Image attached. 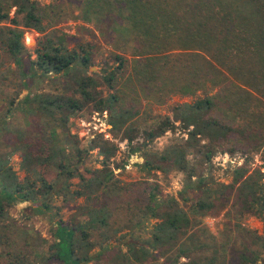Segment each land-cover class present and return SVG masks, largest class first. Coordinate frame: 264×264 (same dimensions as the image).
<instances>
[{"label":"trees","instance_id":"obj_1","mask_svg":"<svg viewBox=\"0 0 264 264\" xmlns=\"http://www.w3.org/2000/svg\"><path fill=\"white\" fill-rule=\"evenodd\" d=\"M181 3H186L183 8ZM126 4L143 38L159 46L169 37L178 38L183 42L182 47L205 51L212 59L206 56L202 59L213 62L210 66L200 64L199 53L187 54V59L180 57L191 70L195 67L190 80L182 83L178 91L192 100L173 104L172 114L163 116L159 124L147 132L145 143L175 128L177 123L186 130L187 138L168 144L163 151L140 164L149 176L155 170L175 169L184 173L182 199L188 203V208L175 196L161 197L158 185L153 187L147 203L139 209L144 220L155 219L150 236L141 243L129 241L121 254L125 263L140 264L161 249L164 254L170 253L172 264H219L217 237L208 236L209 230L202 224L204 216L226 208L234 198L241 212L264 219L262 167L252 169L249 162L237 166L232 170L230 183L217 181L209 174L220 148L233 152L239 145L246 146V142H258L254 136L258 131L264 132V0H127ZM4 5L16 7L15 15L11 16ZM168 24L173 25L172 32ZM27 29L44 33L34 49L35 58L28 53L23 40ZM46 31L36 0H0V45L14 58L23 76L39 72L43 76L67 74L76 65L88 69L92 62L89 53L83 55L69 48L66 35L58 29ZM115 60L119 63L117 69L103 77L112 90L106 96L94 76L83 75L77 81L75 94L29 92L17 107L27 115L39 116L41 136L34 149L24 131H17L14 151L21 152L23 178L10 164L13 151L0 156V223L8 219L5 208L10 204L30 202L34 211L45 213L51 212L52 201L59 196L66 202L84 198L86 203L81 208L83 219L76 216L72 222L59 220L52 248L35 252L38 263L26 260L24 264H51L56 259L66 264L89 263L93 259L91 251L97 246L93 233L110 227L113 212L109 197L124 188L116 185L115 169L110 163L119 146L98 136L89 147H82L70 122L93 105L98 111L107 110L113 129L123 131L124 138L133 144L138 130L131 126V121L139 111L133 105L124 104L116 92L115 80L127 66V59L116 54ZM145 60L155 59L147 57ZM198 78H202L201 86L195 88ZM235 110L244 114L240 123L225 115ZM96 148L103 155L101 167H85L84 172L82 166L90 150ZM140 149L141 146L136 145L132 151ZM193 153L201 158L200 169L189 158ZM51 166L58 169L55 180L47 177L46 171ZM75 178L79 183L74 189L71 180ZM190 191L196 192L195 198L187 195ZM133 227L130 226L132 231ZM253 244L260 247L254 249L250 242L245 243L244 249L235 255L237 264H259L264 237L255 235ZM210 249L213 255L201 254ZM182 257L187 260L181 262ZM223 264H234V261L225 260Z\"/></svg>","mask_w":264,"mask_h":264},{"label":"rangeland","instance_id":"obj_2","mask_svg":"<svg viewBox=\"0 0 264 264\" xmlns=\"http://www.w3.org/2000/svg\"><path fill=\"white\" fill-rule=\"evenodd\" d=\"M39 3L46 32L58 29L66 35L69 48H75L80 54L89 53L92 62L88 69L76 65L67 74L43 76L41 72L23 76L14 58L0 45V156L12 152L10 164L23 178L25 173L21 169V152L14 151V144L18 137V129L25 133L27 141L36 149L37 141L41 136V120L37 115H27L17 109L20 101L29 92H51L75 94L77 81L83 75H92L99 82V89L105 96L112 92L103 77L108 72L116 70L119 63L115 55H122L127 59V66L119 72L115 80L116 92L121 96L124 104L133 105L138 109V115L131 121V126L138 130L133 144L124 138L123 131H116L110 123V113L98 111L89 105L70 122L71 130L78 135L82 147H89L93 138L103 136L119 146L117 154L111 159V167L115 169V179L118 186L124 187L109 197L113 215L109 228H101L93 233V240L97 246L91 251L92 261L85 264H139L125 263L121 251H126L129 241L142 242L150 236V228L155 219L144 220L139 209L147 203L151 189L158 185L160 196L163 198L175 196L182 206V190L185 185V174L178 170L162 172L155 170L151 176L142 170L140 164L146 158L163 151L170 143L184 141L187 138L186 130L177 123L175 128L166 131L163 135L145 143L147 132L153 130L165 115H171L173 104L192 100L178 91L182 83L190 80L191 72L186 61L187 54L199 53L200 64L210 66L211 62L202 57L210 58L205 51L199 49H185L182 41L169 37L159 46L151 40H146L135 26L131 9L127 0H36ZM175 1V0H174ZM186 3H181L183 8ZM205 5V4H204ZM11 16L16 13V7H7ZM172 32L173 25L168 24ZM44 33L35 29H27L24 34V43L28 53L34 49ZM27 59V55H25ZM152 61L146 62L145 58ZM145 60V61H144ZM184 63L186 67L183 66ZM216 64V63H215ZM218 69L222 68L216 64ZM216 73V69H213ZM202 78L195 82V88L200 87ZM79 96V94H76ZM262 109H264L262 105ZM227 111L229 120L236 123L243 121L241 112ZM252 142L246 146L239 145L237 150L230 152L220 148L213 158L211 174L215 180L230 183L232 170L246 162L254 169L262 167L264 170V132L258 131ZM141 146L133 152L132 148ZM99 149L90 150L82 170L85 167L92 169L101 167L103 155ZM191 162L200 169L197 154L189 156ZM49 180H55L58 169L51 166L46 171ZM87 173V172H86ZM149 176V177H148ZM75 184L79 179L71 180ZM196 192L187 195L195 198ZM108 200V201H109ZM51 212H36L30 202L6 205L7 218L0 223V264H24V261L35 262V252L48 251L56 240L54 231L59 220L72 222L77 216L83 219L82 206L84 198L66 202L63 196L53 199ZM142 221L138 223L139 221ZM138 223V224H137ZM203 225L208 228V236L217 237L219 248V264L225 260H232L237 264L239 250L244 249L245 243H251L254 249L260 246L253 244L255 235L264 237V219L250 213L241 212L239 203L231 198L226 208L218 209L203 218ZM130 226H134L130 229ZM116 230V231H115ZM235 230V231H234ZM234 249L230 253V249ZM154 255L140 264H172L170 253L164 254L161 249L155 250ZM203 255H213V249L201 252ZM187 259L182 257L181 262ZM259 264H264V250L261 253ZM45 264V262H39ZM48 264V263H46ZM51 264H66L60 259ZM179 264V263H178Z\"/></svg>","mask_w":264,"mask_h":264}]
</instances>
